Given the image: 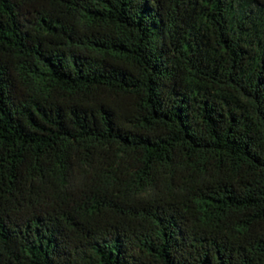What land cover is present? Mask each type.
Listing matches in <instances>:
<instances>
[{
	"label": "trees",
	"instance_id": "16d2710c",
	"mask_svg": "<svg viewBox=\"0 0 264 264\" xmlns=\"http://www.w3.org/2000/svg\"><path fill=\"white\" fill-rule=\"evenodd\" d=\"M0 264H264V0H0Z\"/></svg>",
	"mask_w": 264,
	"mask_h": 264
}]
</instances>
